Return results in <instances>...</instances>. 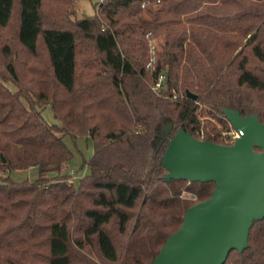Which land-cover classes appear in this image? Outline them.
<instances>
[{
    "label": "trees",
    "instance_id": "1",
    "mask_svg": "<svg viewBox=\"0 0 264 264\" xmlns=\"http://www.w3.org/2000/svg\"><path fill=\"white\" fill-rule=\"evenodd\" d=\"M74 11V0H0V264H153L216 186L166 178L169 138L232 144L225 109L264 123V0ZM159 30L151 68L147 34ZM66 135L94 145L77 184L63 172L75 156ZM30 167L35 180L10 175ZM224 264H264V217Z\"/></svg>",
    "mask_w": 264,
    "mask_h": 264
},
{
    "label": "water",
    "instance_id": "2",
    "mask_svg": "<svg viewBox=\"0 0 264 264\" xmlns=\"http://www.w3.org/2000/svg\"><path fill=\"white\" fill-rule=\"evenodd\" d=\"M224 113L240 134L232 144L198 139L185 129L169 138L173 123L166 125V178L216 186L210 198L187 209L153 264H224L233 250L247 247L254 221L264 217V123L234 109Z\"/></svg>",
    "mask_w": 264,
    "mask_h": 264
},
{
    "label": "rangeland",
    "instance_id": "3",
    "mask_svg": "<svg viewBox=\"0 0 264 264\" xmlns=\"http://www.w3.org/2000/svg\"><path fill=\"white\" fill-rule=\"evenodd\" d=\"M96 4L93 0H74V13L72 14L73 18H81L92 16L96 12ZM158 4L154 5L156 9ZM155 39L159 43V50L161 47V30L152 33ZM149 53V52H148ZM10 87L16 89V87L10 84ZM44 116L51 123H57L58 125H62V122L55 118L53 111L50 106L44 108ZM204 118H210L212 121L217 122L215 117L206 115ZM230 136V133H228ZM65 140L68 145L74 150L75 156L69 161L63 168V172L70 176V180L74 181L76 184L80 181V179L88 173L89 169L83 167L82 165L86 160H88L93 152L94 145L90 138L85 136H77L72 138L70 135L65 136ZM38 170L35 167H30L27 169H16L11 171L10 175L13 179L17 181H22L25 179L35 180L38 177Z\"/></svg>",
    "mask_w": 264,
    "mask_h": 264
},
{
    "label": "built area",
    "instance_id": "4",
    "mask_svg": "<svg viewBox=\"0 0 264 264\" xmlns=\"http://www.w3.org/2000/svg\"><path fill=\"white\" fill-rule=\"evenodd\" d=\"M95 3H100V2H103L104 0H93ZM147 5V3H144L143 4V7H145ZM147 40H148V54H149V65L151 66V68L154 67V64H155V61L157 60L158 58V54H159V43L158 41L155 39V37L153 36L152 33H148L147 34ZM161 78H164L163 76H161ZM162 84V82H158L156 87L155 88H158L160 87ZM240 134L233 130L232 132H230V138H231V141L234 142L235 139L237 137H239Z\"/></svg>",
    "mask_w": 264,
    "mask_h": 264
}]
</instances>
